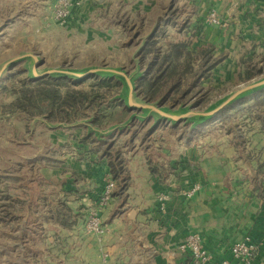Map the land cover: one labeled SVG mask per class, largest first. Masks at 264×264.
Listing matches in <instances>:
<instances>
[{
  "label": "crops",
  "instance_id": "crops-1",
  "mask_svg": "<svg viewBox=\"0 0 264 264\" xmlns=\"http://www.w3.org/2000/svg\"><path fill=\"white\" fill-rule=\"evenodd\" d=\"M56 2L0 0V64L29 51L45 60L57 57L53 46L58 45L60 37L48 27ZM93 3L124 12L123 19L102 16V39L122 36L125 31L134 35L145 29L150 32L160 21L172 38L177 32L179 37H191L194 48L212 45L213 57L221 56L212 68L214 78L220 73L226 77L243 73L264 61V0H77L75 9L80 8L83 13L69 19L72 31L84 23V10L91 9ZM176 4L183 9L181 25L165 14ZM211 10L225 21L224 26L205 22V15ZM128 20L130 26L124 30L121 25ZM107 24L112 28H106ZM260 95L263 94L250 98L264 103V96ZM251 109L236 122V128L207 130L202 125L168 145H143L137 140L125 145L120 182L116 181L113 197L102 209L103 225L111 232L99 242L92 239L93 235L84 236L83 254L76 256L71 234L66 238L61 235L76 226L72 213L78 207H72L69 200L79 199L80 206L88 207L97 203L99 195L75 198V192L66 194L67 201L51 215L57 232L54 238L61 240L64 254L53 255L55 241H51L50 257H43L38 263L192 264L190 253L180 250L179 245L188 234L196 232L216 260L230 258L233 243L248 235L260 243L252 264H264V108ZM82 150H87V146L83 145ZM148 155L157 161L163 179L150 171ZM104 159L102 172L109 169ZM195 184H200L198 190L186 197L184 193ZM104 187L102 181V193ZM160 193L169 195L166 212L158 206ZM25 260L30 264L33 258Z\"/></svg>",
  "mask_w": 264,
  "mask_h": 264
},
{
  "label": "rangeland",
  "instance_id": "rangeland-1",
  "mask_svg": "<svg viewBox=\"0 0 264 264\" xmlns=\"http://www.w3.org/2000/svg\"><path fill=\"white\" fill-rule=\"evenodd\" d=\"M92 6L88 11L84 10L87 17L80 27L74 26L73 30L75 31H72L69 26V19L73 14L81 15L80 13H83L82 9H75L78 7L77 4L73 8L68 22L64 25H59L52 16V22L48 23V27L50 29L52 27L51 30L55 31L60 40L58 45L53 46V53L57 54V57L51 60L44 59L45 66L80 69L108 65L122 67L128 72H132L135 68L133 56L141 43L146 40L145 45L137 53L140 68L145 75L146 66L141 62L140 53L145 49L148 41L153 39L156 42L153 47L159 48L158 55L161 57L167 51L169 42L183 39V36L179 37L177 32L173 38L168 36L164 32V24L160 21L149 38L147 36L153 30L148 32V29H145L135 35L127 34L125 31L122 36L102 39V30L105 29L102 24V16L108 18L107 14H109L110 18L108 19L110 20L123 19L124 12L120 13L115 8L103 9L96 3H93ZM182 11L183 9L176 4L165 14L170 17V20L177 21L181 25ZM129 15L132 16L130 13ZM105 26L112 28L113 25ZM129 26V20L121 25L124 30L125 28L128 30ZM37 31L39 32L40 29ZM153 55V53H149L148 60L154 57ZM220 58L221 56L217 58L212 54L211 59ZM209 63L211 60L207 62V66ZM250 68L249 71L254 78L259 77L264 73V61L262 64ZM204 70L205 66L199 65L198 62L193 63V73L181 77L180 89L171 92L168 97L164 94L171 83L150 99L144 97L145 94L139 87V82L144 76L137 81L136 92L145 101H158L166 108L177 109L181 105H192L196 109H205L238 88L239 85L249 81L246 79V71L234 73L230 77L220 73L214 78L212 69L206 70L205 74ZM12 72L0 82V264H26L29 261L25 259H29V257L33 258L32 261L30 260V264H39L40 260L43 261V257H50L51 245L54 241L53 255L56 252L59 255L64 254L63 247L60 248L61 240L55 239L57 232L51 224V215L56 208H62L63 201H67L66 194L71 192L76 193L75 198L84 194L99 195L97 203H92L88 207L80 206L79 199L69 200L72 207L75 209L78 207L77 211L74 210L72 213L76 226L61 235L62 238H66V235L71 234L69 238L74 241L75 255L81 256L84 236L87 238L93 235L92 239L95 238L98 242L99 239H102V236L88 233L86 226L91 219V212L99 209L98 204L102 201L105 190L104 187L102 193V181L105 182V179L112 177L116 185L117 182H120L121 170L125 165L122 155L123 147L130 146L134 140L143 145H152L155 142H159V144L164 142L168 145L173 143L174 139L182 140L185 133H191L194 130L183 123L170 125L168 122H160L156 126L159 130L155 132L156 128L152 129L151 126L153 119L142 122L135 119L128 128L115 131L104 137L102 135L99 137L84 125L50 128L45 122L35 121V119H46L49 124H56V122H51L44 116L29 118L26 113L13 111L8 107L16 97L12 92L13 86L15 89H19V80L27 77L23 65L20 66V64ZM12 75L15 80H8ZM94 77L97 76L87 77L78 81L77 84L76 81L64 80H68L71 87L90 91L93 83L96 82ZM5 83L8 85L7 90L2 87ZM96 87L94 88L97 89ZM121 88V84L114 86L107 94L105 93L106 88H100L99 91L105 93L102 98V110L87 108L84 117L70 123L88 120L94 128L99 130L124 123L137 110L129 108L124 110L121 106H116L123 104V101L118 98L121 95ZM65 89V87L62 88L63 91ZM262 94L258 97L264 96V93ZM254 100L255 98H248L230 107L215 119L202 124L205 125L203 128L207 130L222 126L226 129L236 128V122L244 113L249 112V107H252V111H261L264 108L263 102H259L257 99L254 102ZM96 117L97 123L94 122ZM202 125L198 128H201ZM83 145L87 146V150H82ZM156 154L158 155L160 152L156 151ZM102 158H105L109 167L105 172H102L104 169L102 168L104 163ZM60 195L65 198H60ZM57 197L61 200L56 201ZM80 207L83 208L79 211ZM98 213L102 221V209ZM92 239L91 241H93ZM25 243H28V247L21 248Z\"/></svg>",
  "mask_w": 264,
  "mask_h": 264
},
{
  "label": "trees",
  "instance_id": "trees-1",
  "mask_svg": "<svg viewBox=\"0 0 264 264\" xmlns=\"http://www.w3.org/2000/svg\"><path fill=\"white\" fill-rule=\"evenodd\" d=\"M190 38L183 37L178 41L169 42L167 51L161 57L158 55L159 48L153 47L156 42L153 39L147 42L145 49L140 53L141 62L146 66V74L139 82V87L145 94L144 97L150 99L160 93L169 83L171 84L164 94L166 97L171 92L178 91L182 83L181 77L193 73V63L195 62L205 66L204 74L206 70L214 68L218 63L219 59H211L212 45L206 44L194 48ZM149 53L154 54L150 60H148ZM210 60L211 63L207 66V62ZM246 77L248 80L254 78L249 70H246ZM94 79L96 82L93 83L91 90L83 91L71 87L68 80L64 79L43 77L33 80L25 77L19 80V89H15L13 86L12 92L16 97L8 107L13 111L26 113L29 118L44 116L51 122L70 123L84 117L87 108L102 110V98H104L105 93L107 94L110 88L121 84L114 78L94 77ZM8 80H15V77L12 75ZM75 83L79 82L76 81ZM2 87L7 90L8 85L5 83ZM63 87L66 88L64 91L62 90ZM103 87L106 88L105 93L99 91ZM116 106L128 110L124 104ZM96 119L97 117L94 120L95 123H97ZM147 160L150 164V171L158 173L159 177L163 179V173L159 170L157 161L151 159L150 155H148ZM60 222L64 223V219H60Z\"/></svg>",
  "mask_w": 264,
  "mask_h": 264
},
{
  "label": "water",
  "instance_id": "water-1",
  "mask_svg": "<svg viewBox=\"0 0 264 264\" xmlns=\"http://www.w3.org/2000/svg\"><path fill=\"white\" fill-rule=\"evenodd\" d=\"M153 32L147 38L151 37ZM144 40L133 56L135 68L132 72H128L122 67L104 65L102 67L93 66L88 68H66L61 66H45L44 59L39 54L34 52H23L17 56L11 57L0 64V82L5 77L13 73L12 71L18 64H24L23 70L27 73L30 79H40L43 77H51L55 79H68L71 81H80L90 76L100 78H114L121 83V95L118 98L123 101V104L130 110H137L124 123L115 124L107 129L99 130L94 128L88 120L75 121L74 123L56 124L47 123L46 119L36 118L35 121L45 122L50 128L58 127H75L84 125L89 131H94L99 137L102 135L109 136L115 131H120L128 128L135 120L147 121L153 119L152 129H155L160 122H168L170 125L183 123L192 130H196L198 126L215 119L219 114L226 111L244 100L264 92V73L259 77L252 78L248 82L239 85L238 88L224 95L209 107L205 109H196L194 106L181 105L177 109L163 107L160 102H148L140 98L136 92L137 81L144 76V72L140 68V61L137 53L145 45ZM264 72V69H263Z\"/></svg>",
  "mask_w": 264,
  "mask_h": 264
},
{
  "label": "built area",
  "instance_id": "built-area-1",
  "mask_svg": "<svg viewBox=\"0 0 264 264\" xmlns=\"http://www.w3.org/2000/svg\"><path fill=\"white\" fill-rule=\"evenodd\" d=\"M76 4L77 0H57L53 8V18L55 21L59 25L67 23ZM204 19L205 22L213 25H225V21L218 16L215 10L209 11ZM115 187L116 184L112 177L105 179V190L102 195V201L98 204L99 209L91 212V219L86 226L88 233H94L103 237L111 232L110 228L103 225V220L101 221L98 212L104 209L112 199ZM199 187L200 184H195L191 189L187 190L184 195L189 198L192 197ZM168 200L169 195L167 193H160L157 196L158 206L162 212H166ZM259 247L260 243L247 235L237 239L233 243L230 249V258L216 260L214 255L205 248L199 233L194 232L188 234L179 245L180 250L190 253L192 264H252Z\"/></svg>",
  "mask_w": 264,
  "mask_h": 264
}]
</instances>
